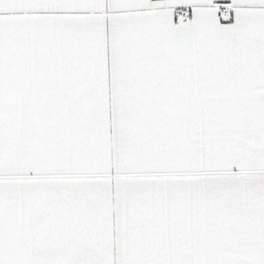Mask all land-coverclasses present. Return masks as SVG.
<instances>
[{
  "label": "snow or ice",
  "instance_id": "obj_1",
  "mask_svg": "<svg viewBox=\"0 0 264 264\" xmlns=\"http://www.w3.org/2000/svg\"><path fill=\"white\" fill-rule=\"evenodd\" d=\"M0 264H264V0H0Z\"/></svg>",
  "mask_w": 264,
  "mask_h": 264
}]
</instances>
